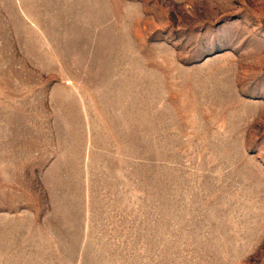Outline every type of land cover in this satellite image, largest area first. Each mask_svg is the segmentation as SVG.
<instances>
[{"label": "rangeland", "instance_id": "374dc122", "mask_svg": "<svg viewBox=\"0 0 264 264\" xmlns=\"http://www.w3.org/2000/svg\"><path fill=\"white\" fill-rule=\"evenodd\" d=\"M0 264H264V0H0Z\"/></svg>", "mask_w": 264, "mask_h": 264}]
</instances>
